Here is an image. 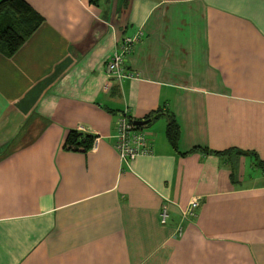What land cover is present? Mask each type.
I'll return each mask as SVG.
<instances>
[{"label":"crops","instance_id":"1","mask_svg":"<svg viewBox=\"0 0 264 264\" xmlns=\"http://www.w3.org/2000/svg\"><path fill=\"white\" fill-rule=\"evenodd\" d=\"M25 1L42 21L0 52V264H264V0ZM138 30L132 76L107 80ZM125 107L159 113L126 163Z\"/></svg>","mask_w":264,"mask_h":264},{"label":"trees","instance_id":"2","mask_svg":"<svg viewBox=\"0 0 264 264\" xmlns=\"http://www.w3.org/2000/svg\"><path fill=\"white\" fill-rule=\"evenodd\" d=\"M88 2L96 4L98 0H88ZM41 21L42 17L25 0H0V52L4 56H11ZM158 114L156 111L149 113L146 117L153 116L152 118H154ZM166 118L165 136L171 146L175 147L178 127L171 115L166 114ZM93 137L91 134L73 130L66 139V146L74 149H86L91 147ZM225 152L242 155L253 154V157L255 156L252 151L236 148L228 149ZM256 162L264 169V162L258 159Z\"/></svg>","mask_w":264,"mask_h":264},{"label":"built area","instance_id":"3","mask_svg":"<svg viewBox=\"0 0 264 264\" xmlns=\"http://www.w3.org/2000/svg\"><path fill=\"white\" fill-rule=\"evenodd\" d=\"M141 34L142 32L138 30L132 35H126L119 39L116 48L105 62L107 80H119L125 76H132V73L123 71L122 63L130 52L132 44L140 38ZM113 117V147L117 151L120 161L126 163L137 156L151 153L148 133L143 127H139L133 123V119L130 117L126 107L117 110ZM79 129L81 128L79 127ZM96 140L97 137L94 136L91 147L95 145ZM197 203V199H191L183 214H192ZM159 216L162 222L165 221L167 214L164 208L161 209Z\"/></svg>","mask_w":264,"mask_h":264},{"label":"water","instance_id":"4","mask_svg":"<svg viewBox=\"0 0 264 264\" xmlns=\"http://www.w3.org/2000/svg\"><path fill=\"white\" fill-rule=\"evenodd\" d=\"M153 116H148L144 119H133V123L137 126L145 127L151 121Z\"/></svg>","mask_w":264,"mask_h":264},{"label":"rangeland","instance_id":"5","mask_svg":"<svg viewBox=\"0 0 264 264\" xmlns=\"http://www.w3.org/2000/svg\"><path fill=\"white\" fill-rule=\"evenodd\" d=\"M150 126H151V124H150L149 126H145V127H143V128H144V129H148Z\"/></svg>","mask_w":264,"mask_h":264}]
</instances>
